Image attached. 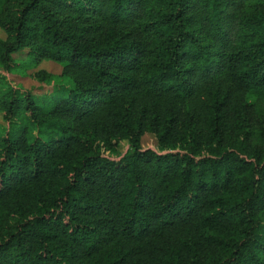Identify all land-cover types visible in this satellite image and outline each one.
<instances>
[{"label": "trees", "instance_id": "obj_1", "mask_svg": "<svg viewBox=\"0 0 264 264\" xmlns=\"http://www.w3.org/2000/svg\"><path fill=\"white\" fill-rule=\"evenodd\" d=\"M0 31V264H264V0H0ZM23 50L66 97L15 87Z\"/></svg>", "mask_w": 264, "mask_h": 264}, {"label": "rangeland", "instance_id": "obj_2", "mask_svg": "<svg viewBox=\"0 0 264 264\" xmlns=\"http://www.w3.org/2000/svg\"><path fill=\"white\" fill-rule=\"evenodd\" d=\"M3 38L4 34L2 31H0V39ZM12 57L17 67L12 70L9 76L11 82L18 89L29 91L35 97L34 101L36 105L48 106L49 104L53 103V101L59 98L66 97L68 95V90L72 87V84L68 78L59 77V73L61 71L60 65L50 61H43L38 65V67L34 68L30 65L29 62L31 61V57H29L25 50L14 54ZM38 70H44L48 73H51L56 87H58L59 85L61 87H58L54 91L53 89L49 90V88H44L40 84L36 83L32 79V75ZM50 87L53 88L52 85H50ZM46 92L49 93L45 94ZM3 131L4 127L0 115V135L3 134ZM143 148L155 150V140L149 135L145 136V138L143 139ZM126 149L127 145L125 143H122L119 146V151L122 153L125 152Z\"/></svg>", "mask_w": 264, "mask_h": 264}]
</instances>
